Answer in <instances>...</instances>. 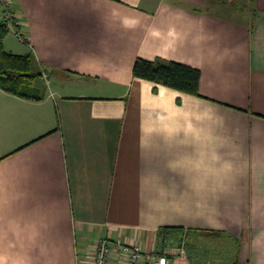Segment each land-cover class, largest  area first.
Here are the masks:
<instances>
[{"label": "crops", "instance_id": "1", "mask_svg": "<svg viewBox=\"0 0 264 264\" xmlns=\"http://www.w3.org/2000/svg\"><path fill=\"white\" fill-rule=\"evenodd\" d=\"M13 7L26 41L5 48L44 92L0 87V264H93L102 238L264 264V0ZM138 58L199 68L201 95L135 77Z\"/></svg>", "mask_w": 264, "mask_h": 264}, {"label": "trees", "instance_id": "2", "mask_svg": "<svg viewBox=\"0 0 264 264\" xmlns=\"http://www.w3.org/2000/svg\"><path fill=\"white\" fill-rule=\"evenodd\" d=\"M10 28L0 20V87L4 90L29 99H40L42 93L35 88L37 79L43 72L35 65L32 54H18L7 51L5 38ZM134 76L157 85H165L181 92L200 96L201 70L178 61L138 58L134 64ZM170 229L162 228L161 232ZM183 239H187L184 237Z\"/></svg>", "mask_w": 264, "mask_h": 264}, {"label": "built area", "instance_id": "3", "mask_svg": "<svg viewBox=\"0 0 264 264\" xmlns=\"http://www.w3.org/2000/svg\"><path fill=\"white\" fill-rule=\"evenodd\" d=\"M14 0H0V20L5 21L16 37L26 41L22 32V23L14 10ZM116 255L122 257L124 264H170L166 256L155 258L145 252L140 244H126L122 241L112 242L109 238L99 240L94 254L93 264H109Z\"/></svg>", "mask_w": 264, "mask_h": 264}, {"label": "rangeland", "instance_id": "4", "mask_svg": "<svg viewBox=\"0 0 264 264\" xmlns=\"http://www.w3.org/2000/svg\"><path fill=\"white\" fill-rule=\"evenodd\" d=\"M7 38L11 39L15 44H19L20 45V43H22V41L18 37L15 36V34H14V32L12 30L9 31V34L7 35ZM38 79H37V81H39ZM46 84L49 86V81H47V79H46ZM35 88L39 89L41 93L44 92V88L41 87L40 84L37 83V82L35 84ZM191 237L192 236L189 237V242L193 241V239L191 240ZM205 255H206V251H205Z\"/></svg>", "mask_w": 264, "mask_h": 264}]
</instances>
